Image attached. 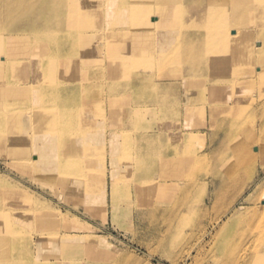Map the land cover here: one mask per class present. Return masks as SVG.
Returning a JSON list of instances; mask_svg holds the SVG:
<instances>
[{
  "label": "rangeland",
  "instance_id": "374dc122",
  "mask_svg": "<svg viewBox=\"0 0 264 264\" xmlns=\"http://www.w3.org/2000/svg\"><path fill=\"white\" fill-rule=\"evenodd\" d=\"M175 2L178 6L174 21L182 27L183 0ZM215 5L205 1L203 14L192 8L188 17H211L209 12H215L214 16L228 13V3ZM260 26L256 19L245 18L241 13L235 18H223L219 31L226 35L225 48L237 50L233 54L232 50L219 51L216 60L225 62V66L230 62L233 64L214 69V73L206 66L207 79L204 74L191 77L188 80L190 88H185L182 82L189 72L180 67L168 71L163 78L160 76L157 49L153 46L148 61L139 66L149 69L148 77L151 76L153 86L150 96L130 95L129 90L119 88L126 97L116 105L114 101L117 100L111 96L110 109L106 70L108 55L112 52L104 33L106 26L95 35L89 33L92 55L87 67L92 73L100 69L105 75L101 80L103 98L98 100L96 92L99 90L94 88L92 102L97 103L88 109L96 111L103 107L106 112V129L104 127L101 133L110 128V149L107 148V154H101L100 158L94 156L96 165L88 173V184H80V188L90 192L89 197L94 202L85 200V193L82 199L61 192L59 180L45 181L44 172L38 171L33 161L21 162L23 160L4 151L0 153V192L19 194L22 200V211H16L21 235L30 237V242L42 240L47 245L44 247L41 241L39 246L28 248L27 240L19 242V253L22 252L23 258L29 251L36 264H66V259L73 261L68 264H264V151L261 153L259 144V138H264V104H259L264 90L256 81L250 80L262 65L259 56L263 54L264 59V19L263 30ZM127 43L143 47L137 45L136 40L130 39ZM232 55L240 57L231 61ZM248 57H252V63H248ZM58 67L56 70L60 72ZM228 67L231 70L226 72ZM39 69L35 71L29 67V70L21 71L15 67L10 72L16 74L19 81L14 88L26 96L34 92L37 103L53 106L58 99L53 96L39 99L41 92L36 94L38 82L35 79ZM54 70L53 67L50 73ZM240 80L245 90L237 106L226 104V113L211 117L209 108L216 107L219 102L208 103L210 95L224 91L228 96L232 85ZM161 87L163 90L159 89ZM185 96L191 100L190 104L186 103ZM30 97L26 98L28 103ZM78 102L77 108H83L81 101ZM28 106L18 113L19 119L13 120L7 131L17 130L25 136L30 135L29 125L34 123L31 119L38 106ZM129 107L131 111H127ZM97 115L95 120L100 118ZM161 124L164 128H160ZM160 133L171 141L169 144H152L151 148L162 147L160 156L163 160L166 163L173 161L169 168L161 164L141 167L137 163L132 167L130 160L122 159L121 145L126 148V153L131 155L132 152L137 161L146 149L141 140ZM41 140L46 141L47 136L36 135L24 144L31 150L35 142ZM127 140L134 146L130 147ZM152 145H147V149ZM233 148L251 151L255 155L254 162L250 164L247 159L238 157L237 165L232 166ZM76 171L81 173L83 170ZM101 195L105 200L104 212L100 211L97 202ZM244 209L248 210L245 218L240 215L238 220L226 221L233 211L240 214L245 212ZM0 247V257L11 254L10 243L0 241Z\"/></svg>",
  "mask_w": 264,
  "mask_h": 264
},
{
  "label": "bare ground",
  "instance_id": "6f19581e",
  "mask_svg": "<svg viewBox=\"0 0 264 264\" xmlns=\"http://www.w3.org/2000/svg\"><path fill=\"white\" fill-rule=\"evenodd\" d=\"M205 1L210 2L211 5L228 3V13L214 16L215 12H209L211 17L189 18L188 13L192 8L204 13ZM177 6L178 3L175 0H0V153L4 151L11 157L23 160L21 162L33 161L38 171L44 172L45 181L54 183L55 178L59 180L58 189L61 192L73 194L82 199L85 193V200L94 202V199L89 197L90 192L80 188V184H88V173L96 165L94 156L97 155L100 158L101 154L102 156L104 153L107 154V148L110 149V128L106 133H101L106 124L104 123L106 122V112L104 109L102 110L103 107L96 111L88 109L97 103L92 102L94 88L99 90L96 92L98 100L103 98L101 80L105 75L100 69L92 73L87 67L90 65L89 60L92 55L89 33L95 35L99 31H104V25L106 26L104 33L107 34L108 48L112 52L108 55L106 70L108 80L106 91L110 94L107 104L110 109L111 96L117 100L114 101L116 105L120 104V101H124L126 97L118 90L119 88L129 90V94L134 96L149 95L153 87L151 76L148 77L149 69H140L139 66L148 61L153 46L157 49L160 76L163 78L168 75V71L180 67L184 72H189L186 77L183 76L182 82L185 88H190L191 84L188 80L191 77L195 78V76L199 77L204 74V79H207L206 66L211 73H214V69L233 64L230 62L225 66V62L216 60V54L219 51L228 50L224 44L226 35L219 31L223 18H235L241 13L245 18L253 17L261 26L264 19V0H183L184 23L182 27H179L174 21ZM215 7L218 6L215 5ZM257 33L261 32L257 30ZM2 36H4V41L1 39ZM130 39L136 40L137 45L143 47L139 48L132 43H127ZM232 49L228 51L231 52ZM236 50H232L231 53H235ZM4 51L9 57H5ZM248 55H252L251 51L248 52ZM239 57L232 55L230 60L233 61ZM262 57L259 56L262 65L250 77V80L256 81L259 88L264 90V59ZM248 58H250L248 63H252V57ZM83 64H86L84 68H82ZM15 67H19L21 71H27L29 67L34 68L35 71L40 68L38 77L36 76L35 79L38 82L36 94L41 92L40 95H42L38 98L53 96L56 100L58 99V103L53 106L37 103L34 92L31 95L28 94L31 96L28 103L29 99H26L28 95L26 96L23 91L14 88L19 81L16 80V74L10 72ZM53 67L54 73H50ZM56 67L61 69L60 72L59 69L56 70ZM34 70H32L33 73ZM230 70L231 67H228L225 71L229 72ZM81 85L83 86L81 87ZM167 87L169 88V86ZM244 90L240 80L232 85L228 96L224 91L211 94L212 97L208 103L218 101L219 104L212 109L209 108V115L214 117L217 114L220 116L226 113L224 105L229 103L237 106L242 99L241 93ZM199 93L200 90L195 92V95L198 96ZM155 95L156 93L154 98ZM184 99H186V103L190 104L191 100L188 96H185ZM79 100L83 106L81 109L77 108ZM260 100L257 102L260 101L259 104H264V97H261ZM28 105L38 106L31 119L34 123L29 125L30 135L25 136L17 130L7 131L8 127L13 124V120L19 119L18 113L24 108H29ZM173 105L172 102L170 106ZM159 108L162 109V107ZM128 110L131 111V108ZM97 114L100 116L99 120H95ZM24 125L23 123L22 127ZM108 125H110L109 122ZM160 126H162L160 128H164V124ZM142 127L145 128L146 125ZM163 134L145 137L141 140L146 145V149L140 154L137 161L134 160V154L126 153V148L121 145L120 153L124 151L122 159L130 160L132 167L137 163L141 167L161 164L169 168V164L171 165L173 161L166 163V160H163L160 156L162 147L151 148L160 142L169 144L171 139ZM36 135L47 136V140L35 142V146L31 150L26 148L24 142L27 143ZM127 142L129 145L131 144L129 140ZM259 144H261L260 151L262 153L264 151L263 137L259 138ZM147 145L152 146L147 149ZM133 146L130 145V147ZM232 153L234 156V160H231L232 166L237 165L238 157L247 159L250 164L254 162L255 155L251 151L243 152L233 148ZM12 164L17 163L13 162ZM100 165L104 167V163ZM263 165L264 162H262ZM21 167L27 166L21 165ZM90 167L91 169H89ZM79 168L83 170L81 173L76 171ZM234 170L236 171L235 168ZM7 192L10 191L0 192V241L5 244L10 243L12 252L9 256H1L0 264H36L29 251L24 255L26 258H23L22 252L19 253V242L27 240L30 243L27 247L30 248L39 246L42 240L30 242V237L21 235L23 232L19 231L21 227L16 215L17 212L22 211V200L19 194L9 195ZM97 202L100 211L104 212V195L99 196ZM246 212L248 210L240 214L233 211L226 217V221L238 220L240 215L245 218ZM42 243L45 244L44 241ZM44 247L47 245L45 244ZM70 261L65 260L66 264Z\"/></svg>",
  "mask_w": 264,
  "mask_h": 264
}]
</instances>
